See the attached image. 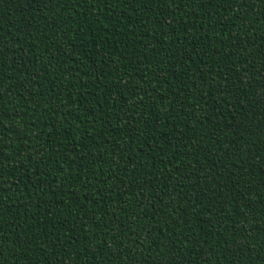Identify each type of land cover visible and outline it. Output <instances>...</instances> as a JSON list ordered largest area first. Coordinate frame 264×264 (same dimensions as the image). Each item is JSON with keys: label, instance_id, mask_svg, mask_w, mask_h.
<instances>
[{"label": "trees", "instance_id": "obj_1", "mask_svg": "<svg viewBox=\"0 0 264 264\" xmlns=\"http://www.w3.org/2000/svg\"><path fill=\"white\" fill-rule=\"evenodd\" d=\"M0 264H264V0H0Z\"/></svg>", "mask_w": 264, "mask_h": 264}]
</instances>
